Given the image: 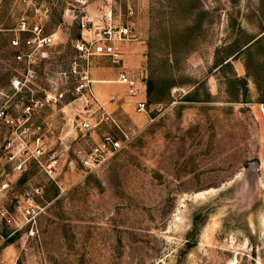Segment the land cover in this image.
Segmentation results:
<instances>
[{
    "label": "rangeland",
    "instance_id": "obj_1",
    "mask_svg": "<svg viewBox=\"0 0 264 264\" xmlns=\"http://www.w3.org/2000/svg\"><path fill=\"white\" fill-rule=\"evenodd\" d=\"M99 6L135 31L124 45L143 58L129 71L141 94L117 82L124 60L93 57L90 87L110 118L80 130L72 14H96ZM19 7L40 18L45 33L57 31L43 48L36 94L64 93L39 116L61 162L53 178L35 166L15 175V195L0 199L12 210L29 192L40 207L35 224L19 216L22 227L13 231L1 223L0 264H264V0H31ZM18 10L2 0L4 28ZM10 33L0 32L6 53ZM149 77L160 83L159 99L138 112ZM105 133L116 145L91 155Z\"/></svg>",
    "mask_w": 264,
    "mask_h": 264
},
{
    "label": "built area",
    "instance_id": "obj_2",
    "mask_svg": "<svg viewBox=\"0 0 264 264\" xmlns=\"http://www.w3.org/2000/svg\"><path fill=\"white\" fill-rule=\"evenodd\" d=\"M30 2L31 0H11V4L19 8L13 15L14 25L6 29L0 23V32H11L8 39L10 52H4L0 46L1 60L4 61L2 67L7 77L5 83H0V199L3 200L15 195V175L35 166L45 176L53 178L61 162L60 152L51 148L46 140V134L52 132L51 126L39 119V116L45 105L60 102L64 93L44 91L41 96L36 94L40 91L38 69L46 57L43 48L54 42L57 31L45 33L40 18L30 17L26 10L20 9L19 6ZM1 4L2 0L0 6ZM98 12L87 13L78 8L72 14L79 29V37L72 40L77 54L72 70L79 76L75 93L82 99L81 104L85 107L77 114L80 118V130L91 129L110 118L90 87L93 83L88 78L90 60L95 56H105L118 63L122 60L121 45L137 39L133 27L117 21L110 7L99 6ZM142 73L145 78L146 75ZM117 81L126 86L129 95L141 94L137 80L125 69L119 72ZM94 105L97 106L96 110H93ZM146 106L147 98L144 95L138 96L136 110L145 111ZM98 109L99 112L96 113ZM115 145L110 134H102L92 147L91 155L104 156ZM19 197L20 200L15 202L12 210L3 201L0 203V225L4 223L13 231L22 227L19 216L28 218V221L35 224L36 214L40 209L29 192L20 194ZM29 234H35L34 226L30 228ZM4 241L0 230V243Z\"/></svg>",
    "mask_w": 264,
    "mask_h": 264
},
{
    "label": "crops",
    "instance_id": "obj_3",
    "mask_svg": "<svg viewBox=\"0 0 264 264\" xmlns=\"http://www.w3.org/2000/svg\"><path fill=\"white\" fill-rule=\"evenodd\" d=\"M259 38H255L254 42L253 43H256V41L258 40ZM140 42H144V41H140ZM252 42V41H251ZM247 44V43H246ZM251 44H249L250 46ZM255 45V44H254ZM248 46V47H249ZM253 47V46H252ZM121 51H122V54H121V58L122 60H124V65L122 64V66L119 67V70L121 69H125L127 71V73L129 75L132 76V74H130V72L135 69L137 66V63H142L143 61V58L140 56V54L138 55L137 53H135L132 49H130V46L129 45H124V43L121 45ZM142 52V51H141ZM120 62V61H119ZM126 62V63H125ZM135 64V65H134ZM140 66V65H139ZM126 67V68H125ZM130 71V72H129ZM97 77H99V81H105L106 78H104V75L101 74L100 72L97 73L96 75ZM261 76L264 78V51H263V55H262V59H261ZM117 80V79H116ZM118 82V81H117ZM261 92L264 93V86L261 87ZM113 95H116V94H113ZM112 98V97H110ZM261 105H262V111H263V116H264V100H262L261 102Z\"/></svg>",
    "mask_w": 264,
    "mask_h": 264
},
{
    "label": "trees",
    "instance_id": "obj_4",
    "mask_svg": "<svg viewBox=\"0 0 264 264\" xmlns=\"http://www.w3.org/2000/svg\"><path fill=\"white\" fill-rule=\"evenodd\" d=\"M79 37V33L77 35L78 38ZM236 56V55H235ZM234 56V57H235ZM146 98H147V102L152 103V102H158V92L160 91V83L156 82L152 77H149L146 79Z\"/></svg>",
    "mask_w": 264,
    "mask_h": 264
},
{
    "label": "water",
    "instance_id": "obj_5",
    "mask_svg": "<svg viewBox=\"0 0 264 264\" xmlns=\"http://www.w3.org/2000/svg\"><path fill=\"white\" fill-rule=\"evenodd\" d=\"M248 170H249L250 173L254 172V170H255V162H251L249 164Z\"/></svg>",
    "mask_w": 264,
    "mask_h": 264
}]
</instances>
